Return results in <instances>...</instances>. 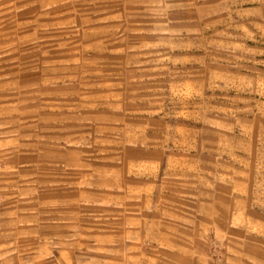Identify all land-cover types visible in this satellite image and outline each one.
<instances>
[{
  "label": "rangeland",
  "instance_id": "obj_1",
  "mask_svg": "<svg viewBox=\"0 0 264 264\" xmlns=\"http://www.w3.org/2000/svg\"><path fill=\"white\" fill-rule=\"evenodd\" d=\"M136 140L214 173L199 262L113 244L167 215L110 198ZM0 264H264V0H0Z\"/></svg>",
  "mask_w": 264,
  "mask_h": 264
},
{
  "label": "crops",
  "instance_id": "obj_2",
  "mask_svg": "<svg viewBox=\"0 0 264 264\" xmlns=\"http://www.w3.org/2000/svg\"><path fill=\"white\" fill-rule=\"evenodd\" d=\"M146 141H131L122 150L129 153L124 159L126 172L133 175L121 190L110 194L112 201L120 200L125 191L142 193L153 199L157 188L165 189L160 194L167 215L154 219H141L131 216L127 222L125 235L112 232L113 244L120 242L160 244L162 247L179 250V256L189 259H201L199 243L210 242L216 232L217 189L214 173L207 171L200 175V162L197 157L179 154H159L157 149ZM117 169V168H115ZM120 170V169H119ZM236 188L235 191L240 192ZM246 190V189H245ZM81 196L77 202L93 205L104 203L105 193L95 185L91 190H79ZM108 195V194H107ZM236 202L245 203L246 199L235 197ZM119 232V230H118ZM141 238L137 239L136 236ZM127 237V238H125ZM204 256V255H203Z\"/></svg>",
  "mask_w": 264,
  "mask_h": 264
}]
</instances>
